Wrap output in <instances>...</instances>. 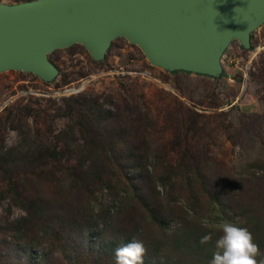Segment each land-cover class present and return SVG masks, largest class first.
<instances>
[{"label":"rangeland","instance_id":"374dc122","mask_svg":"<svg viewBox=\"0 0 264 264\" xmlns=\"http://www.w3.org/2000/svg\"><path fill=\"white\" fill-rule=\"evenodd\" d=\"M46 58L56 70L48 82L0 73V117L30 112L20 130L3 126L0 146L17 158L51 152L26 173L29 182L16 181L19 191L40 176L44 217L28 218L0 181V264H115L127 239L143 242L149 264H195L175 248L177 233L219 239L227 221L264 234V24L247 48L229 42L217 77L152 66L123 38L96 62L81 45ZM131 148L138 177L118 154ZM88 155L103 173L85 181L78 161Z\"/></svg>","mask_w":264,"mask_h":264},{"label":"water","instance_id":"95a60500","mask_svg":"<svg viewBox=\"0 0 264 264\" xmlns=\"http://www.w3.org/2000/svg\"><path fill=\"white\" fill-rule=\"evenodd\" d=\"M264 24V0H31L0 4V73L56 75L47 55L81 45L92 61L123 38L152 66L217 77L219 58Z\"/></svg>","mask_w":264,"mask_h":264},{"label":"trees","instance_id":"16d2710c","mask_svg":"<svg viewBox=\"0 0 264 264\" xmlns=\"http://www.w3.org/2000/svg\"><path fill=\"white\" fill-rule=\"evenodd\" d=\"M31 0H20V2H27ZM87 102L85 100H81L77 106L84 105ZM67 114L73 112L71 106H67ZM70 110V111H69ZM16 111V112H15ZM10 113H7L5 117H0V134L3 126L5 128H10V130H20L23 127L22 118L27 117L30 113L26 106H22L20 108H16V110ZM103 116V114H102ZM101 116L97 115L99 119ZM73 152H78L77 149H74ZM12 150L5 149L0 146V181L7 182L10 185V190L15 193L14 197L21 198L23 201L21 204V208L25 212L28 218L35 220L44 217L48 214V206H49V199L48 197H44L41 195V185L40 183V176L36 175V180L34 181L33 185L29 188L25 189L21 187V189L17 190L16 181H24L29 182V179L26 178V173L31 171L32 169L38 168L43 165L44 158L43 154H47L48 157H51V152L48 151H41V149H36L33 153H26L21 154L18 158L11 155ZM119 155L128 156V161L130 163V167L133 170V176L138 177L140 172V164L135 163L138 156L137 150L134 148L129 149L127 152H118ZM13 156V157H12ZM91 155H88L89 157ZM81 158V161H78V165L80 166V177L82 180H90V178L97 177L103 173L100 164L92 157ZM35 164L37 165H34ZM31 166V167H30ZM44 167V166H43ZM97 167L98 170L96 169ZM135 169L137 171H135ZM20 174V175H19ZM52 175V171H47L46 176ZM264 176V170L262 172L261 177ZM14 186V189H12ZM30 192V193H29ZM258 192V191H257ZM259 197L264 196L262 192H259ZM259 205L264 203V199H258ZM150 213L149 220L151 224H156L159 226L157 220H161V216L158 215V210L149 209ZM159 217V218H158ZM188 234H178L174 236L173 243L176 249L181 251L182 253L189 256L190 260H192L195 264H209V261L213 257V253L217 251L216 248V241L218 240L216 235L206 236V234H201L198 236L192 230L187 231ZM253 236V242L259 246L260 255L256 257L258 264L264 262V234L260 233L259 231L251 232ZM204 235V236H203ZM204 237V238H202ZM30 242H35V240H30ZM127 243L130 242V239H127ZM151 260V256L144 258L143 264H149ZM187 261V260H186Z\"/></svg>","mask_w":264,"mask_h":264},{"label":"clouds","instance_id":"9594fccd","mask_svg":"<svg viewBox=\"0 0 264 264\" xmlns=\"http://www.w3.org/2000/svg\"><path fill=\"white\" fill-rule=\"evenodd\" d=\"M221 231L222 235L216 241L217 251L209 264H258L256 257L260 255V249L246 227L226 221ZM146 252L143 242L133 239L115 250V264H143Z\"/></svg>","mask_w":264,"mask_h":264},{"label":"built area","instance_id":"2783aa9c","mask_svg":"<svg viewBox=\"0 0 264 264\" xmlns=\"http://www.w3.org/2000/svg\"><path fill=\"white\" fill-rule=\"evenodd\" d=\"M228 82H230V83H231L232 81H231L230 79H228Z\"/></svg>","mask_w":264,"mask_h":264}]
</instances>
